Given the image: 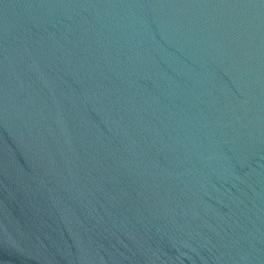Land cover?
Wrapping results in <instances>:
<instances>
[{
    "label": "water",
    "instance_id": "1",
    "mask_svg": "<svg viewBox=\"0 0 264 264\" xmlns=\"http://www.w3.org/2000/svg\"><path fill=\"white\" fill-rule=\"evenodd\" d=\"M0 264H264V0H0Z\"/></svg>",
    "mask_w": 264,
    "mask_h": 264
}]
</instances>
